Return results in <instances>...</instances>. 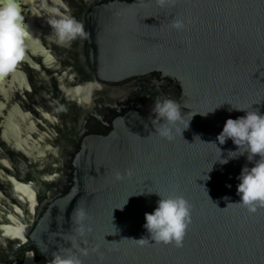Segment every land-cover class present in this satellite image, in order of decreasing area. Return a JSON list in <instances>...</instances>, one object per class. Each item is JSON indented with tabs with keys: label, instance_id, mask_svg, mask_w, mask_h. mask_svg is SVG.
<instances>
[{
	"label": "water",
	"instance_id": "water-1",
	"mask_svg": "<svg viewBox=\"0 0 264 264\" xmlns=\"http://www.w3.org/2000/svg\"><path fill=\"white\" fill-rule=\"evenodd\" d=\"M19 3L34 42L0 78V264H51L63 250L82 264H264V208L215 206L239 201L253 166L221 165L218 148L236 146L217 136L244 115L231 106L264 113V0ZM62 15L86 35L57 43L48 20ZM165 97L185 117L171 142L153 122ZM147 191L190 203L183 247L133 240L159 199Z\"/></svg>",
	"mask_w": 264,
	"mask_h": 264
},
{
	"label": "clouds",
	"instance_id": "clouds-1",
	"mask_svg": "<svg viewBox=\"0 0 264 264\" xmlns=\"http://www.w3.org/2000/svg\"><path fill=\"white\" fill-rule=\"evenodd\" d=\"M158 2L163 5L166 0H158ZM48 23L53 30L57 43L61 45L70 44L78 37L86 35L83 24L71 15L51 18ZM183 26V22L179 20L172 24V27L176 29H182ZM33 42L28 25L24 22L19 0H0V78L6 77L16 70L17 65L25 59L26 50L31 47ZM220 107L200 115L207 116ZM181 109V105L177 101L167 97L158 98L154 102L153 122L158 125L155 128V133L159 137L170 142L174 140L175 127L185 122ZM229 111L243 112L244 115L235 119L228 118L225 121L222 131L217 136V141L220 145H224L230 139L236 148L235 150H228L227 157H223L221 149L217 147L216 143H213L220 153L217 161L223 165L232 159L246 156L247 161L253 166L245 165L242 167L237 177L239 180L236 186V192L239 196L238 202H229L223 209L212 203L220 211L226 210L230 205H237L245 208L249 214H255L260 208H264V113L258 108L250 110L233 106L229 108ZM194 115L187 121V127L184 130L189 127ZM116 179H122L121 175L117 174ZM208 179L209 177L206 175L204 180ZM147 192L149 194L155 193L159 199L154 210L144 214L145 223L143 227L148 234L147 238L142 237L133 240L140 246L145 244H172L177 248L183 247L191 223L190 203L178 192L169 195ZM224 199L229 200L228 197H224ZM76 215L77 222L81 225L78 232L83 235L85 232L83 222L86 220L87 214L83 209H80ZM22 235V229H19V235L16 236L21 237ZM80 255H87V251L82 250ZM51 264H82V260L71 250H63L54 254Z\"/></svg>",
	"mask_w": 264,
	"mask_h": 264
},
{
	"label": "snow or ice",
	"instance_id": "snow-or-ice-1",
	"mask_svg": "<svg viewBox=\"0 0 264 264\" xmlns=\"http://www.w3.org/2000/svg\"><path fill=\"white\" fill-rule=\"evenodd\" d=\"M5 234L7 235V233ZM16 235H19V229L17 230ZM20 239L23 240L24 239L23 236H21Z\"/></svg>",
	"mask_w": 264,
	"mask_h": 264
},
{
	"label": "flooded vegetation",
	"instance_id": "flooded-vegetation-1",
	"mask_svg": "<svg viewBox=\"0 0 264 264\" xmlns=\"http://www.w3.org/2000/svg\"><path fill=\"white\" fill-rule=\"evenodd\" d=\"M23 8H24V6H23ZM23 14V13H22Z\"/></svg>",
	"mask_w": 264,
	"mask_h": 264
}]
</instances>
